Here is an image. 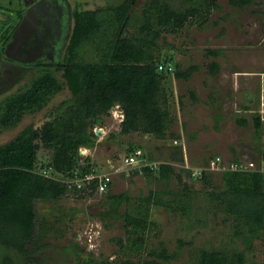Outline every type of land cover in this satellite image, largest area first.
Returning a JSON list of instances; mask_svg holds the SVG:
<instances>
[{"label":"trees","instance_id":"1","mask_svg":"<svg viewBox=\"0 0 264 264\" xmlns=\"http://www.w3.org/2000/svg\"><path fill=\"white\" fill-rule=\"evenodd\" d=\"M176 1L178 5H174L175 0H144L138 12L135 0L94 8H81L76 4L70 11L72 28L59 62L65 83H60L51 64L45 62L35 70L26 85L0 101L2 126L12 123L25 110L42 106L62 85L71 92V96L62 100L39 127L29 124L16 136L0 143V264H41L39 254L45 244L41 239L44 231L53 226L37 213V201L57 200L69 190L79 197L96 192L97 177L82 181L80 186L73 181L85 173H102L96 167L97 161L90 154L83 156L80 148H94L117 134L130 132L151 134L161 140L178 137L168 132L173 119L170 112L172 90L164 80L170 73L176 78L187 79L197 65L178 69L177 63H172L171 55L160 56L157 40H163L168 33L176 34L195 21L201 25L202 19L208 17L218 4L215 0ZM227 1L238 8L256 2ZM21 14L19 11L17 20ZM86 49L89 53L85 58H93L91 61L80 60V52ZM206 53L217 56L220 50L206 48ZM160 63H170L172 68H159ZM208 68L211 74H215L219 64L212 60ZM189 91L195 99L194 91ZM259 102L257 99L256 103ZM116 105L123 113L119 129L99 138L93 127L103 125L104 117L110 115V109ZM250 106L251 102L241 104V112L235 120L240 125L249 122L253 125L257 141L255 148L258 149L256 168H243L240 163L244 160L235 154L226 164L221 156L212 155L199 165L201 169L199 177H196L204 185L211 186L210 170L214 168L221 172L223 186L220 189L209 188L205 192L207 206L202 214L206 215L210 210L221 212L224 219L230 220L233 234L245 242V248H250L252 240L264 231V172L261 169L264 166V139H260L259 134L263 121L259 110L249 116ZM41 146L51 149L45 163H38ZM172 147L168 160L151 165L149 162L156 160L147 153L144 155L145 163L129 170L132 174L141 172L153 180L164 181L163 187L150 189L148 194L140 195L134 201L127 191L109 192L111 182L101 191H107L106 200L113 211L126 203V210L120 215L125 221L126 247L132 249L129 253L135 257L125 255L114 261L103 259L94 262L91 255H81L82 247L77 245L74 247L75 251L77 249V264H167L176 257L177 252H169L163 243L147 249L144 236L145 229L154 226L149 211L152 205L172 212L180 211L182 215L190 214L193 207L187 183L180 188L168 185L172 175L181 181L173 161L183 160L182 146L178 143ZM137 148L144 150L142 144L129 142L126 154ZM212 160L215 164L210 168ZM230 163H236L235 167L231 168ZM46 168H49L51 176L44 173ZM183 170L185 174L192 175L191 169ZM107 214V211L101 212L104 219ZM197 215L196 211L195 219ZM186 242L181 240L179 243L184 245ZM140 250L143 255L136 253ZM245 259L244 249L222 245L200 246L193 261L194 264H244Z\"/></svg>","mask_w":264,"mask_h":264},{"label":"rangeland","instance_id":"2","mask_svg":"<svg viewBox=\"0 0 264 264\" xmlns=\"http://www.w3.org/2000/svg\"><path fill=\"white\" fill-rule=\"evenodd\" d=\"M76 1H80L81 8H94L122 0H68L70 8ZM143 1L135 0L137 12ZM215 1L217 7L202 19L201 25L195 21L178 33H168L163 40H157L160 56L171 55L172 63H177L178 69L197 65V69L187 79L176 78L170 73L164 80L172 90L170 112L173 119L168 132L178 137L161 140L151 134L137 132L117 134L115 138L97 147L80 148V153L83 156L90 154L97 161L99 171L111 173L109 192L127 191L134 201L138 196L148 194L150 189L163 187L164 181L153 180L141 172L132 174L129 171L133 167L124 164L122 160L129 142L142 144L144 153L152 154L156 162L168 160L172 144L179 143L183 160L173 161V164L176 171L180 172L181 181L172 175L168 185L180 188L183 183H187L191 189L193 207L190 214L182 215L180 211L172 212L152 205L149 211L154 226H148L144 234L147 249L163 243L169 252H177L176 257L167 264H194V255L200 246L209 248L233 245L239 250H245L244 264H264V231L252 240L250 248H245V242L233 234L230 220L224 219L221 212L210 210L206 215L202 214L207 206L205 192L209 188L220 189L223 186L221 172L211 169V186H206L201 179L193 178L183 170L199 167L212 155L221 156L225 164L234 154L245 162L256 161L258 149L255 148L252 123L240 125L235 120L241 112L240 105L246 102H251L249 116L256 110L261 114L263 125L259 134L260 139H264V0H256L242 8L229 5L227 0ZM22 2L0 0V28L13 21L12 11ZM174 5H178V1L175 0ZM9 15H12L10 20ZM206 48H218L220 53L213 56L206 53ZM88 53L87 49L80 52V60ZM212 60L219 64L215 74H211L208 68ZM189 90L194 91L195 99L190 96ZM58 95L42 110L30 114L28 121L49 118L55 104L65 96L62 93ZM257 99L261 103L257 104ZM118 109V105L113 106L110 115L104 117L103 125L99 126L102 128L99 138H104L109 131L119 129L118 123L122 116ZM13 134L14 129L9 130L8 134H0V143ZM50 154V148L41 146L38 163H45ZM106 192L96 191L93 195L79 197L73 190H69L57 200L36 202L39 216L42 214L53 226L44 231L41 239L45 242L39 254L41 264H77V249H74L77 245L82 247L81 255H91L94 262L103 259L114 261L125 255L135 257L129 253L132 249L126 247L125 221L120 215L126 210V203L113 211L106 200ZM103 210L108 212L105 219L101 215ZM181 240L187 242L182 245L179 243ZM120 244L124 246L121 248ZM136 253L141 255L142 250Z\"/></svg>","mask_w":264,"mask_h":264},{"label":"flooded vegetation","instance_id":"3","mask_svg":"<svg viewBox=\"0 0 264 264\" xmlns=\"http://www.w3.org/2000/svg\"><path fill=\"white\" fill-rule=\"evenodd\" d=\"M34 2H36V0H23V2L20 3L18 7H14L12 11V15L14 14L13 21L9 22L6 27L3 24L0 28V101L6 95L19 91L26 85L30 77L34 75L33 73L35 70L45 62L51 64L60 83H65L64 78L60 74L59 62L62 60L64 47L69 35L70 11L76 4L80 7V1L74 2L73 6L70 8V2H68V0H43L45 3V10L39 11L40 29H38V31L25 29L20 33L14 34L16 27L23 19L26 9ZM19 11H21L22 14L21 18L17 20ZM12 15L8 16L9 19L12 18ZM2 19H5V17ZM5 21V23H8L7 20ZM34 42H36V44ZM26 45L32 46L30 47L32 52H25L26 50L24 47H26ZM5 63L9 64L6 65ZM61 93L65 94V96L55 104L53 109L57 108L62 100L71 96V92L66 85L58 87L50 94V98L44 101L42 106L37 108L34 107L31 110H25L22 112V115L13 120L12 123L0 126V134H8L9 130L14 129V134L11 136L14 137L20 130L29 124L39 127L48 118H38L31 122L28 121L27 117H29L30 114L42 110L47 106L50 100L56 98L57 95ZM38 123H40L39 126H37Z\"/></svg>","mask_w":264,"mask_h":264},{"label":"built area","instance_id":"4","mask_svg":"<svg viewBox=\"0 0 264 264\" xmlns=\"http://www.w3.org/2000/svg\"><path fill=\"white\" fill-rule=\"evenodd\" d=\"M158 67L159 68H167V69H171V64L170 63H160L158 64ZM121 116H122V113H121ZM122 118V117H121ZM142 159L141 162H139L140 160ZM123 160V163L130 166V167H136V166H140L142 165L144 161V151L140 148H137L135 149L132 153H128V154H125L122 158ZM158 162H149V164L151 165H154V164H157ZM255 161L254 160H249L247 162H243V163H240V166H242L243 168H250V169H254L256 168V164H254ZM211 166L210 168L213 167V165L215 164V161L212 160L210 162ZM230 167H235L236 163H230L229 164ZM201 168L200 167H196L194 169H192L191 171V176H193L194 178L196 177H199V170ZM261 169L262 171L264 172V166H261ZM45 174H50L49 173V168H46L45 170H43ZM51 176V174L49 175ZM94 177H97L98 178V182H97V185H96V191H104L108 185H110V182H111V179H112V175L110 172H102V173H98V172H89V173H85L84 175L80 176L79 179H74L73 181L76 182V185L77 186H80L81 185V182L84 181V180H90Z\"/></svg>","mask_w":264,"mask_h":264},{"label":"water","instance_id":"5","mask_svg":"<svg viewBox=\"0 0 264 264\" xmlns=\"http://www.w3.org/2000/svg\"><path fill=\"white\" fill-rule=\"evenodd\" d=\"M40 10H45V3L43 2V0H36V2L31 4L26 9L25 14L23 16V19L18 24V26L16 27V29L14 31V34L20 33L22 31H24L25 29H33L35 31L36 30L38 31V29H40V13H39ZM70 22L71 23H70V26H69V32H70V29L72 28V20L71 19H70ZM34 43L36 44V42H34ZM30 47H32V46H27L26 45V47H24V49L26 50L25 52H28V53L32 52L31 51L32 49H30ZM7 64H9V63H7ZM12 65H14V64H12ZM101 130H102V128L99 127V126L93 127V132L96 135H98Z\"/></svg>","mask_w":264,"mask_h":264},{"label":"clouds","instance_id":"6","mask_svg":"<svg viewBox=\"0 0 264 264\" xmlns=\"http://www.w3.org/2000/svg\"><path fill=\"white\" fill-rule=\"evenodd\" d=\"M118 108L120 109V107H118ZM119 109H118V110H119ZM120 110H121V109H120ZM121 113H122V110H121ZM122 116H123V113H122ZM95 127H97V126H95ZM142 150H143V149H142ZM144 155H145V153H144ZM144 157H145V156H144ZM154 162H155V161H154Z\"/></svg>","mask_w":264,"mask_h":264},{"label":"crops","instance_id":"7","mask_svg":"<svg viewBox=\"0 0 264 264\" xmlns=\"http://www.w3.org/2000/svg\"><path fill=\"white\" fill-rule=\"evenodd\" d=\"M263 84H264V82H263ZM118 112L121 114V110H120V109L118 110ZM120 117H121V116H120ZM120 120H121V119H120Z\"/></svg>","mask_w":264,"mask_h":264}]
</instances>
